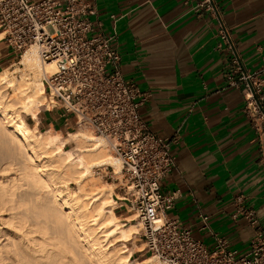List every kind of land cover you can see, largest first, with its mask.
I'll list each match as a JSON object with an SVG mask.
<instances>
[{
  "label": "crops",
  "instance_id": "obj_1",
  "mask_svg": "<svg viewBox=\"0 0 264 264\" xmlns=\"http://www.w3.org/2000/svg\"><path fill=\"white\" fill-rule=\"evenodd\" d=\"M89 1V18L115 33L122 76L148 94L141 119L156 135L177 138L175 166L162 180L163 191L174 193L166 215L207 246L214 233L244 252L254 229L239 210L254 211L264 229V123L248 115L242 88L225 74L235 69L234 54L243 69L260 73L264 92V0H213L216 15L197 8L198 0ZM14 58L0 36V66ZM57 114L38 116V127L65 131ZM117 204L115 213L125 209Z\"/></svg>",
  "mask_w": 264,
  "mask_h": 264
},
{
  "label": "built area",
  "instance_id": "obj_2",
  "mask_svg": "<svg viewBox=\"0 0 264 264\" xmlns=\"http://www.w3.org/2000/svg\"><path fill=\"white\" fill-rule=\"evenodd\" d=\"M196 7L218 13L213 0H198ZM90 9L89 0H0L1 40L16 56L33 45L43 63L54 65L42 77L45 111L58 112L65 133L83 129L99 136L119 160L120 179L113 169L104 176L119 181L121 196L115 199L136 214L144 253L160 264H264V229L254 211L239 210L254 229L242 253L214 233L210 248L166 215L174 193L163 191L162 180L175 166L171 146L177 138L156 135L141 119L138 109L148 94L122 76L115 33L105 34L101 22L89 18ZM219 32L228 42V29L221 25ZM230 61L235 69L225 74L229 85L242 88L246 112L264 123L260 73L243 69L234 54ZM200 219L207 227L208 217Z\"/></svg>",
  "mask_w": 264,
  "mask_h": 264
},
{
  "label": "bare ground",
  "instance_id": "obj_3",
  "mask_svg": "<svg viewBox=\"0 0 264 264\" xmlns=\"http://www.w3.org/2000/svg\"><path fill=\"white\" fill-rule=\"evenodd\" d=\"M39 59L34 46L25 48L19 76L0 69V264H154L151 256L130 258L125 242L140 223L131 222L135 213L128 223L119 219L109 184L97 187L90 180L93 189L80 192L94 167L120 172L104 141L68 131L77 146L74 154L58 130L34 127L47 106L42 77L54 69ZM27 116L37 121L33 127Z\"/></svg>",
  "mask_w": 264,
  "mask_h": 264
},
{
  "label": "rangeland",
  "instance_id": "obj_4",
  "mask_svg": "<svg viewBox=\"0 0 264 264\" xmlns=\"http://www.w3.org/2000/svg\"><path fill=\"white\" fill-rule=\"evenodd\" d=\"M1 36V35H0ZM30 47H33V46H30ZM30 47H27V48H30ZM35 47V46H34ZM26 48V49H27ZM20 59V56H16V58H14L13 60H11L9 63L5 64V65H2L0 66V69L4 68V69H8V70H12L14 73L13 75L14 76H19L21 72L24 71V68L21 64L18 63V60ZM40 61V59H39ZM41 62V61H40ZM42 102L43 103H46L45 101V98H44V95L42 96ZM44 113H47V111H45V108L44 106L41 107V110L38 112L37 116H40ZM54 116V114L52 115V117ZM32 119L30 116H27L26 117V122L29 124V126L33 127L34 124L37 122L36 120ZM37 130H45L49 127H46V128H40L38 127V122L35 124L34 126ZM35 129V130H36ZM69 132H72V133H75V132H84V133H87V134H91V135H94L92 132L88 131V130H82V129H79V130H75V129H72V130H68ZM60 132V131H59ZM61 133V136L62 137H65L64 139L66 141H68L66 143V145L64 146L66 149H70V151H72L74 154H77V146H76V143L73 142L72 140H70V133L69 135H67L65 133V131L63 132H60ZM69 136V137H68ZM95 136V135H94ZM97 136V135H96ZM67 138V139H66ZM70 138V139H69ZM69 139V140H68ZM105 144V143H104ZM75 146V147H74ZM106 146V145H105ZM106 151L111 154L112 156H114L109 150L108 148L106 147ZM108 165H105V166H102V167H94L92 169V175L91 177L85 179L83 182H82V187H80L81 191L80 192H90L91 191V188L93 189L94 186H97V187H102V186H108V184L112 187V189L114 190V194H113V197L115 198V195L116 196H121V190H119V181L118 180H115V179H111V178H108L106 176H104V174L106 172H108L109 170L113 169V167L111 166H108ZM114 170V169H113ZM115 176L120 179V174H115ZM90 180L93 182V187H91L92 185V182H90ZM91 185H90V184ZM68 187H70L71 190L73 191H76L77 190V186L73 183H69L68 184ZM117 201H120V200H117ZM117 201L115 199V203L113 204V206H116L118 205L117 204ZM87 202V201H85ZM116 214L118 215L119 219L122 221V222H126L128 223L129 221L127 219L131 218V216L134 215V212L133 211H126L125 209L124 210H121V211H117ZM127 218V219H126ZM132 223H136L137 220L136 219H132L131 220ZM125 245L132 251V254H131V259H137V260H142V259H145L147 257H150L149 254L147 253H144V250H142V247H143V239L140 235V233H135V234H132L131 235V238L129 239V241H126L125 242ZM208 246L211 248V244H208ZM112 246H109V248H111ZM153 263L154 264H160L156 259L153 258Z\"/></svg>",
  "mask_w": 264,
  "mask_h": 264
}]
</instances>
